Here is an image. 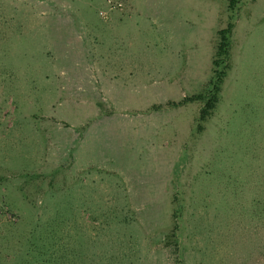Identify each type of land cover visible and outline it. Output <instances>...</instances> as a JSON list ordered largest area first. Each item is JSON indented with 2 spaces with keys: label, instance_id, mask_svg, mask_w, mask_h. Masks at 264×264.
I'll return each instance as SVG.
<instances>
[{
  "label": "rangeland",
  "instance_id": "374dc122",
  "mask_svg": "<svg viewBox=\"0 0 264 264\" xmlns=\"http://www.w3.org/2000/svg\"><path fill=\"white\" fill-rule=\"evenodd\" d=\"M109 1L0 0V264H264V0Z\"/></svg>",
  "mask_w": 264,
  "mask_h": 264
},
{
  "label": "trees",
  "instance_id": "16d2710c",
  "mask_svg": "<svg viewBox=\"0 0 264 264\" xmlns=\"http://www.w3.org/2000/svg\"><path fill=\"white\" fill-rule=\"evenodd\" d=\"M230 29L231 24L228 23L224 28L217 31V43L211 60V74L203 86V90L197 94L183 96L178 102L172 103V105H180L194 100L200 101L202 105L198 111V121H204L207 118L218 100L222 81L229 68L228 54ZM39 263L40 260L38 261V264Z\"/></svg>",
  "mask_w": 264,
  "mask_h": 264
},
{
  "label": "built area",
  "instance_id": "2783aa9c",
  "mask_svg": "<svg viewBox=\"0 0 264 264\" xmlns=\"http://www.w3.org/2000/svg\"><path fill=\"white\" fill-rule=\"evenodd\" d=\"M108 3H110L109 0H107ZM111 6V5H110ZM115 6H120V3H117Z\"/></svg>",
  "mask_w": 264,
  "mask_h": 264
}]
</instances>
